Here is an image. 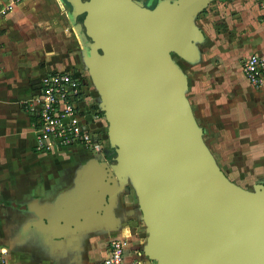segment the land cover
<instances>
[{"label":"water","instance_id":"1","mask_svg":"<svg viewBox=\"0 0 264 264\" xmlns=\"http://www.w3.org/2000/svg\"><path fill=\"white\" fill-rule=\"evenodd\" d=\"M212 1L157 0L150 8L141 0H64L111 149L78 168L57 215L36 210L47 228L118 232L119 193L130 184L148 233L147 264H264V182L249 190L222 169L175 59L201 60L206 37L197 18ZM87 177L85 204L66 218L76 181Z\"/></svg>","mask_w":264,"mask_h":264},{"label":"crops","instance_id":"2","mask_svg":"<svg viewBox=\"0 0 264 264\" xmlns=\"http://www.w3.org/2000/svg\"><path fill=\"white\" fill-rule=\"evenodd\" d=\"M49 2L0 0V10L9 7V11L0 14V245L7 249V264H97L106 256L110 238L119 232L80 235L78 231L73 234L64 231L59 223L55 229L60 232L58 235L36 216V210L44 206L50 215H57V208L62 206L61 193L73 186L78 168L91 157L103 156L78 144L52 150L36 147L37 117L32 107L36 106L42 77L51 71L75 67L73 60L64 59L63 55L58 60L53 59L54 48L36 38V26L49 15L43 10ZM259 2L255 4L258 12L251 14L262 23L252 22L259 34L247 45L250 53H264V5ZM234 67L210 73L215 80L226 75L229 85H224V89L216 87L204 100L209 104L207 115L216 121L212 125L217 135L223 137L229 123L227 116L222 117L229 114L234 121L232 126L239 128V139L255 145L252 149L248 147L254 152L250 160L259 159L264 171V86L252 88L240 67L236 64ZM249 101L257 107L250 109ZM193 109L200 123V115L195 107ZM250 117L257 118L258 127L252 138L248 130L243 129L250 125ZM82 149L90 153L84 154ZM66 207L67 204L64 215L69 218L76 211ZM36 220L41 226L36 225ZM135 241L132 239L126 250L128 264H147L142 253L131 252Z\"/></svg>","mask_w":264,"mask_h":264},{"label":"rangeland","instance_id":"3","mask_svg":"<svg viewBox=\"0 0 264 264\" xmlns=\"http://www.w3.org/2000/svg\"><path fill=\"white\" fill-rule=\"evenodd\" d=\"M48 1L51 2L48 5L46 4L43 10L48 12L49 15L47 18L45 17L46 21L42 20L41 24L36 26V38L43 39L45 44H50L54 48L56 52L52 54V56L54 55L53 59L58 60V57L63 55L64 59L71 58L73 60L75 67L70 69L80 70L85 75L86 92H89L86 95V100L91 101L99 108V95L84 64L80 42L70 22V5L64 0ZM153 1L156 2L157 0ZM255 1L253 3L252 0L247 2L245 0H213L197 18V24L201 27L206 37V40L200 45L201 60L197 63H190L175 55V59L189 77L188 96L192 106L195 107L200 115L198 117L201 121L200 125H204V137L207 143L212 148V152L214 151V155H216L215 157L225 173L234 182L249 190H253L254 185L259 181L264 182L262 162L259 165V159L250 160L251 153L254 152H251L248 147L250 146V149H252L255 145L249 141H244V139H239L241 137L238 134L240 132L239 128L232 126L234 121L229 114L222 117V119L227 118L226 121L229 123L224 132L225 134L222 135L223 137L217 135L216 128L212 125V122L216 121L209 119V115H207L209 111L206 110V106L209 104H206L207 102L204 100L215 92L216 87L224 89V85H227L229 81H225L226 75L220 76L219 79L215 80L210 76L211 72H222L223 68V71L230 70V68L233 70L235 64L242 70L244 60L247 58L248 53L251 54L247 45L252 42L253 37L257 39L259 34V32L255 31L256 24L254 23H257V25L262 23V20H258L251 13L258 12L255 4L259 1V3L264 2V0ZM259 9L261 10V5ZM253 21L254 23H252ZM219 67H221L220 70ZM249 84L252 88L263 87L254 86L250 81ZM95 105L94 108H96ZM249 107L254 109L257 106L249 101ZM211 112L213 111L211 110ZM255 119L252 120L250 117V125L247 128L243 127L244 130H248L250 138L257 133L258 127ZM97 120L99 125L97 127V135L104 146L101 155L107 157L111 148L108 137V123L103 112L100 113ZM237 134L238 136H236ZM78 149L80 148L78 147ZM88 150L90 151L91 149L88 148ZM81 151L84 154L90 153L85 149ZM255 162L258 164L256 165ZM117 210L121 217L119 234L125 236L127 234L130 240H136V243H133L134 249L131 252L139 251V253L143 254L142 258L144 257L143 259L148 261L143 251L148 233L145 222L140 218L136 192L130 184L126 186L125 192L120 196ZM154 263L155 261H152V264Z\"/></svg>","mask_w":264,"mask_h":264},{"label":"built area","instance_id":"4","mask_svg":"<svg viewBox=\"0 0 264 264\" xmlns=\"http://www.w3.org/2000/svg\"><path fill=\"white\" fill-rule=\"evenodd\" d=\"M7 9L8 6L0 14H5ZM242 71L254 86H264V53L249 54ZM86 88L85 75L80 70L51 71L42 77L36 106L32 107L37 117L38 149L52 150L78 144L102 154L104 146L97 135V119L102 112L86 100ZM130 241L123 234L112 236L106 256L97 264H128L126 250ZM6 254L7 249L0 245V264H7Z\"/></svg>","mask_w":264,"mask_h":264},{"label":"bare ground","instance_id":"5","mask_svg":"<svg viewBox=\"0 0 264 264\" xmlns=\"http://www.w3.org/2000/svg\"><path fill=\"white\" fill-rule=\"evenodd\" d=\"M119 185V183H118ZM89 186V181H88V177L81 179V180H77L76 181V187L75 190L77 193H75L76 197L73 199L71 198V200L67 203V207L69 210L74 209V208H80V205H84L87 197L89 195L88 191L89 189H87V187ZM122 186H119V189H121ZM124 193L123 191H120V196ZM61 196V195H60ZM64 196V195H62ZM74 196V194H73ZM138 220V219H137ZM89 229H82L80 232V235H84L86 232H88Z\"/></svg>","mask_w":264,"mask_h":264},{"label":"flooded vegetation","instance_id":"6","mask_svg":"<svg viewBox=\"0 0 264 264\" xmlns=\"http://www.w3.org/2000/svg\"><path fill=\"white\" fill-rule=\"evenodd\" d=\"M141 1H143L144 4H145L146 6H148V7H150V8H153V7L155 6L156 2H157V1L154 2L153 0H141ZM80 17H81V19H82L83 15H81Z\"/></svg>","mask_w":264,"mask_h":264},{"label":"trees","instance_id":"7","mask_svg":"<svg viewBox=\"0 0 264 264\" xmlns=\"http://www.w3.org/2000/svg\"><path fill=\"white\" fill-rule=\"evenodd\" d=\"M80 20H81V17H80Z\"/></svg>","mask_w":264,"mask_h":264}]
</instances>
